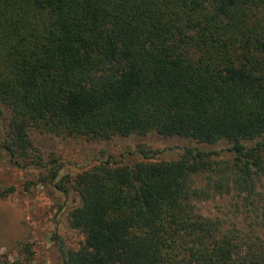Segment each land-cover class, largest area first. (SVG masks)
<instances>
[{"label": "trees", "instance_id": "obj_1", "mask_svg": "<svg viewBox=\"0 0 264 264\" xmlns=\"http://www.w3.org/2000/svg\"><path fill=\"white\" fill-rule=\"evenodd\" d=\"M5 114L0 148L17 160L34 132L230 145L226 160L184 147L76 174L82 241L59 264H264V0H0ZM229 194L247 226L196 210Z\"/></svg>", "mask_w": 264, "mask_h": 264}, {"label": "rangeland", "instance_id": "obj_2", "mask_svg": "<svg viewBox=\"0 0 264 264\" xmlns=\"http://www.w3.org/2000/svg\"><path fill=\"white\" fill-rule=\"evenodd\" d=\"M6 115L0 117L1 133L7 123ZM32 140L34 148L26 160L12 159L0 148V192L6 194L0 198V263L20 260L26 264H59L61 247L63 250L79 247L82 236L68 226L69 211L80 203L71 190V182L76 174L101 161L111 159L132 166L145 156L171 160L184 147L215 151L225 160L230 156V145L225 142L196 144L164 139L154 133L142 138L98 142L34 132ZM58 166L59 176L51 180L49 170ZM232 197L231 194L217 195L198 201L196 210L203 216L220 218L224 228L247 226L243 208L239 210L241 214L235 210L241 204ZM254 228L264 239L263 226Z\"/></svg>", "mask_w": 264, "mask_h": 264}]
</instances>
